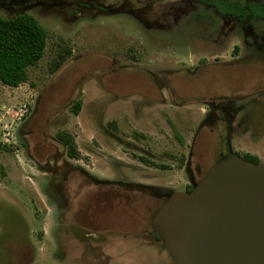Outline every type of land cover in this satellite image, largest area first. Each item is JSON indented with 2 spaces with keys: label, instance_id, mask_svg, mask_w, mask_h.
I'll list each match as a JSON object with an SVG mask.
<instances>
[{
  "label": "rangeland",
  "instance_id": "obj_1",
  "mask_svg": "<svg viewBox=\"0 0 264 264\" xmlns=\"http://www.w3.org/2000/svg\"><path fill=\"white\" fill-rule=\"evenodd\" d=\"M2 1L23 6L32 0H0V3ZM44 1L45 5L39 4L31 10L25 8L20 13L0 9V16L5 18L31 14L47 33L44 55L36 65L28 68V80L17 87L0 81V264H153L146 260L155 257L145 259L142 254L125 258L126 248L112 237L143 239L144 226L161 204V199L157 201L154 194L148 192L146 195L133 194L129 199L118 193L103 199V192L92 179L73 169L67 180L65 171L81 166L105 176L103 173L113 159L124 161L128 157L134 161L132 156L144 155L158 166L149 170L150 175L156 176L153 182L157 186H182L181 171L177 168L188 149L180 148L174 140V132L167 125L162 126L165 122L160 123L157 118L160 108L154 110V118L159 124L151 127L141 125L124 109L125 106H118L120 99L112 103L110 109L113 110L109 114L98 108H101L100 102L107 103L111 97L123 98L129 88L141 87L138 74L127 78L136 71L125 67L129 60L127 55H142L148 60L159 56L158 51L165 53V46L159 50L153 46L158 51L152 52V45L146 40L149 36L144 34L149 33V28L166 27L168 23L158 25L157 17L184 0H128L126 10L117 14L89 9L73 15L69 6L52 7L50 4L54 0ZM237 1L264 4V0ZM149 6H152L151 10ZM133 9L138 12L130 11ZM148 14L145 23L141 16L145 18ZM256 22V42L264 46V19ZM195 23L201 24L202 20L196 19ZM183 25L179 23L177 29L170 31L167 36L171 41L187 45L198 43L201 32L188 30ZM232 25L230 21L226 24L230 34L226 36L227 46L223 51L227 50L228 58L234 53V45L242 43L236 36L239 31L228 29ZM215 27L222 28L217 23ZM246 39L252 38L244 35L240 54L244 60H250L252 53L247 49ZM133 45L137 49L132 50ZM215 53L210 52L208 56L214 59V55H218ZM253 53V59L264 60V47ZM260 63L240 64L237 69L245 77L244 82L262 80L253 75ZM232 71V75L231 72L227 74V90L235 89L237 93L243 79ZM79 101L80 110L75 113L73 107ZM166 107L169 113L178 115L184 122V106ZM192 113L193 110L187 112L188 115ZM247 129L243 125L235 131L237 144L241 140L249 141ZM59 131L73 135L81 155L89 159L88 164L69 161L66 147L57 137ZM185 134L189 136L190 133ZM176 137L181 139L182 134L177 131ZM211 140L213 142V136ZM129 141L146 150L149 148L153 154L135 151ZM255 146L257 150L254 151L264 160V139ZM95 147L100 148V154L94 153ZM112 147L114 151H111ZM205 151L204 156H212L203 163L204 167H209L217 148L211 146ZM116 168L133 177L138 176V170L125 169L118 162ZM168 191L171 194L183 190L169 188ZM98 205L105 211L101 218L95 213ZM85 217L91 222H84L85 226H82L80 221L87 219ZM155 264L171 263L165 253L162 263Z\"/></svg>",
  "mask_w": 264,
  "mask_h": 264
},
{
  "label": "flooded vegetation",
  "instance_id": "obj_2",
  "mask_svg": "<svg viewBox=\"0 0 264 264\" xmlns=\"http://www.w3.org/2000/svg\"><path fill=\"white\" fill-rule=\"evenodd\" d=\"M228 2L235 3L237 7H245L253 3L264 7V4L260 2L247 1L244 4L237 0H184L181 5L178 3L173 5L172 9L162 12L157 17V20H159L158 25L168 23L167 26H160L155 29H148L147 27L149 33L144 34L149 36L146 40L149 45H152V50L149 48L152 52H157L161 48L164 49L165 46V53L163 50L158 51L159 56L148 60L142 55H127L129 60L126 62L125 67L136 69L135 73L130 74L127 78H133V75L138 74L141 79V87H135L132 90L129 88L123 98L113 99L111 97V101L99 103L101 108H98V110L109 114L113 110V108L110 109L113 106L112 103H116L120 99L118 106H125L124 109L129 111L130 115L134 116L141 125L150 127L159 124L154 118V112L160 108L161 111L157 118L160 119V123L165 122L162 126L167 125L174 132V140L180 148L188 149L184 160L177 168L181 171L182 186L178 184L175 187H171L169 184L164 187L163 185L162 187L157 186L153 182L156 176L152 173L150 175L149 170L151 168L152 170L157 169L158 166L153 162V159H149L144 155L137 156L138 159L135 158L136 156H132L134 161L128 157L124 161L118 158L113 159L112 163H108V168L103 173L105 176L89 172L81 166L72 167L65 171V179L68 180L71 170L75 169L74 171H81L96 183L100 192H103V199H109L111 195H117V193L128 197V199L133 194L146 195L152 193L157 201L161 199L160 207L170 194L169 188H179L188 193L193 192L210 167L225 155L238 154L245 156L250 154L256 156L259 161H264L261 159L260 153L254 151V149L257 150L255 144L262 138L264 139V60L253 59L255 54L253 51L260 52L264 47L262 44H257V34L255 33L256 21L264 19V17L253 13L242 16L238 12L228 11ZM39 4L45 5L46 2L44 0H32L23 6H17L2 1L0 9H6L11 13H20L25 11V8L34 9ZM127 4L128 0H70L68 2L54 0L50 6H69L72 9V15L75 12H85L89 9H93L98 13L117 14L120 13L118 11L126 10ZM151 7L148 8L151 10ZM148 16L149 14L145 18L141 16V19L146 23ZM196 19L202 20V23L196 25ZM229 21L230 25L234 23V26L232 25L228 29L235 28L234 31L238 30L236 36L242 40L239 45L238 43L234 45V53L230 55V58L227 57V50L223 51L227 46L225 43L227 41L226 36L230 34L226 29V24ZM179 23L184 24V28L188 27V30L200 31L201 40L194 45L171 41L167 35L171 30L177 29ZM216 23L221 25L222 28L215 27ZM244 35L252 38L251 40L246 39L245 42L247 49L252 53L249 56L252 58L250 60H244L243 54H240L243 51ZM133 46L131 47L132 50L137 49L136 45ZM153 46L158 50H155ZM210 52H216L215 54L218 55H214V59H212L208 56ZM243 62H261L260 66L257 67L258 69L254 67L253 75H258L262 80L255 81L251 79L250 82H244L245 77L237 69ZM232 70H235L234 75L235 73L240 74L239 77L243 79L240 81L243 83L239 85L237 93L235 89L227 90V74L231 72L230 75H232ZM243 87L244 90H241ZM105 105L106 107H103ZM167 105H174L176 108L184 106L186 110L183 113L184 122L179 120L178 115L169 113L166 110ZM191 110L194 113L188 115L187 112H191ZM118 122H121V120ZM243 125L248 127L247 136L250 142L241 140L237 144L235 131ZM114 127H116V123ZM177 131L182 134L181 139L176 137ZM185 133L190 134L187 136ZM211 136H213V142ZM129 142L135 151H148L153 154L149 151V148L146 147V150L132 143V141ZM62 143L66 147V156L69 161H84L88 164L89 159L81 155L77 147V154L71 155L68 152L67 145L64 142ZM211 146L217 148L215 159L212 165L204 167L203 163L208 162V159H212L211 154L204 156L205 150H208ZM111 151H114L113 147ZM94 153L100 154V148L95 147ZM117 162L125 169L138 170V176L133 177L125 171L117 169ZM164 191L166 193L163 194ZM158 208L152 213L146 226H144L145 236L143 239L139 237H125L124 239H120L118 236L112 237V240L121 243L122 248H126L125 250L128 253L125 258H134L136 254H142L145 259L146 257H155L146 260V262L151 261L155 264L157 262L162 263V258L166 253L170 263L175 264L170 252L164 246L163 239L152 228V219ZM95 213L97 218H101L105 214L104 208L98 205ZM85 218L87 219L80 221L82 226H85L84 222L87 224L91 222L88 217ZM66 223L70 224V222ZM75 225H78V223ZM140 240L145 242L142 243Z\"/></svg>",
  "mask_w": 264,
  "mask_h": 264
},
{
  "label": "water",
  "instance_id": "obj_3",
  "mask_svg": "<svg viewBox=\"0 0 264 264\" xmlns=\"http://www.w3.org/2000/svg\"><path fill=\"white\" fill-rule=\"evenodd\" d=\"M175 264H264V161L221 157L152 219Z\"/></svg>",
  "mask_w": 264,
  "mask_h": 264
},
{
  "label": "trees",
  "instance_id": "obj_4",
  "mask_svg": "<svg viewBox=\"0 0 264 264\" xmlns=\"http://www.w3.org/2000/svg\"><path fill=\"white\" fill-rule=\"evenodd\" d=\"M227 10L240 15L253 13L264 17V7L249 4L237 7L228 2ZM47 42L45 28L31 14H20L13 18L0 16V81L4 85L17 87L28 80V68L36 65L43 57ZM80 102L73 109L78 113ZM57 137L68 147L71 155H76V144L73 135L67 131H59ZM246 159L259 162L256 156L246 154Z\"/></svg>",
  "mask_w": 264,
  "mask_h": 264
}]
</instances>
